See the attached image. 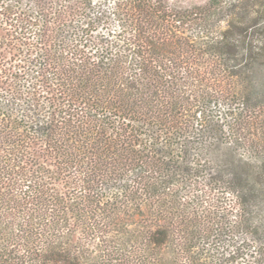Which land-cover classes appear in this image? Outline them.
<instances>
[{"label":"trees","instance_id":"16d2710c","mask_svg":"<svg viewBox=\"0 0 264 264\" xmlns=\"http://www.w3.org/2000/svg\"><path fill=\"white\" fill-rule=\"evenodd\" d=\"M0 28V264H264V0H0Z\"/></svg>","mask_w":264,"mask_h":264},{"label":"rangeland","instance_id":"374dc122","mask_svg":"<svg viewBox=\"0 0 264 264\" xmlns=\"http://www.w3.org/2000/svg\"><path fill=\"white\" fill-rule=\"evenodd\" d=\"M171 4H175V5H180V6H187V5H191V4H198V3H203L205 0H168ZM2 27V26H1ZM5 31L0 28V36L5 35ZM19 55V51L17 50H12V54L9 56L12 58V60L14 59V63L17 64V67L19 68V71L17 72V74L14 72V76H18L20 78V76L23 75L22 72H20V67H22L23 62L20 60H17L16 57ZM19 57H26L25 55L21 54ZM27 76V75H26Z\"/></svg>","mask_w":264,"mask_h":264}]
</instances>
